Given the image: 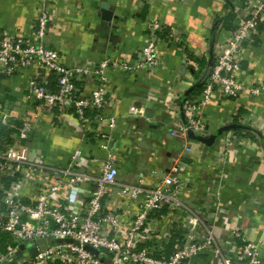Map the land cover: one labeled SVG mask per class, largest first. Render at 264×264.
<instances>
[{"label":"crops","instance_id":"1","mask_svg":"<svg viewBox=\"0 0 264 264\" xmlns=\"http://www.w3.org/2000/svg\"><path fill=\"white\" fill-rule=\"evenodd\" d=\"M243 1L48 2L50 21L44 41L58 50L69 66L96 64L103 57L137 62L139 50L149 38L148 25L153 22L161 25L156 42L158 64L153 74L145 68L136 72L120 69L109 72L106 113L119 117L111 141L117 157L118 180L151 185V173L167 168L173 154L186 143L187 139L169 133L175 112L181 108L186 91L187 98L201 92V83L220 47L238 24ZM102 4L113 13L109 21L101 19ZM38 12L39 0H0V28L12 35L29 36ZM236 78L247 87L264 85V18L245 45ZM90 86V81L84 82L80 94H88ZM25 87V75L0 78V102L12 105L16 116L25 111L24 104H15L22 101ZM130 105L145 106L144 117L128 116ZM197 115L203 128L194 133V138H188L191 150L180 160V176L184 181L180 200L197 211L199 220L193 222L184 213H177V217L164 211L152 214L146 230L152 233L155 227L158 238L149 243L192 242L202 235L203 221L215 231L217 243L232 250L229 243L236 242L229 232L240 227L249 239L258 242L264 264V89L258 96L243 92L236 98L223 97L216 90ZM76 124L72 114L54 110L43 121V129L31 136L32 154L40 155L47 164L65 165L72 151L81 147L86 164L93 165L94 158L104 153L95 143L81 138ZM205 139L212 142L206 143ZM108 199L114 201L108 208L125 222L137 212L113 187ZM173 220L174 231L170 238L164 239ZM196 264L208 262L203 257Z\"/></svg>","mask_w":264,"mask_h":264},{"label":"built area","instance_id":"2","mask_svg":"<svg viewBox=\"0 0 264 264\" xmlns=\"http://www.w3.org/2000/svg\"><path fill=\"white\" fill-rule=\"evenodd\" d=\"M49 1L39 0L29 36L12 35L0 28V78L26 77L22 101L15 102L24 104L22 115L16 116L12 105L0 102V128L11 130L10 139L0 143V264H196L203 257L208 264H263L258 242L240 227L229 232L236 242L229 243L233 253L217 243L215 231L203 221L200 238L185 244L149 243L158 238L157 231L155 227L152 233L146 229L150 216L163 211L199 220L197 211L180 200L184 185L180 160L191 150L187 131L202 130L197 112L214 91L236 98L243 92L258 96L264 89L263 84L247 87L236 78L245 45L264 18V0L243 1L238 24L220 47L201 92L181 104L185 123L179 118L180 109L175 112L169 133L187 139L186 143L173 154L167 168L151 173L153 183L148 186L118 180L111 141L119 117L106 113L108 82L110 70L115 69L136 72L145 68L153 74L161 25H148L149 38L140 48L137 62L103 57L96 64L69 66L44 41ZM86 81L91 82L89 93L81 95ZM54 110L72 114L81 138L102 150L104 155L94 158L93 165L86 164L81 147L72 151L65 165L47 164L40 155L32 154L31 136L43 129V121ZM127 115L144 117L145 106L130 105ZM229 138L227 135L226 141ZM112 187L137 209L126 222L108 208L114 203L108 199ZM175 222L168 224L164 239L171 237Z\"/></svg>","mask_w":264,"mask_h":264},{"label":"water","instance_id":"3","mask_svg":"<svg viewBox=\"0 0 264 264\" xmlns=\"http://www.w3.org/2000/svg\"><path fill=\"white\" fill-rule=\"evenodd\" d=\"M100 13H101V19L102 20H104V21L111 20V17H112L113 13H112V11L110 9L107 8V5L102 4L101 9H100ZM187 97H188V91L185 92L182 103L187 99ZM180 117H181L182 121L185 123V118H184V113L182 111V108H180ZM229 127L236 128V127H238V125H230ZM187 137L188 138H194L195 137V134H194V132L191 129H189L187 131ZM196 138L203 139V138H201L199 136H196ZM204 141L206 143H211L212 139H205ZM31 252L33 254H35L36 250L32 249ZM1 264H5V263H1Z\"/></svg>","mask_w":264,"mask_h":264},{"label":"trees","instance_id":"4","mask_svg":"<svg viewBox=\"0 0 264 264\" xmlns=\"http://www.w3.org/2000/svg\"><path fill=\"white\" fill-rule=\"evenodd\" d=\"M208 75V74H207ZM206 75V76H207ZM206 78V77H205ZM203 82V81H202ZM202 84V83H201ZM200 90L202 89V85L200 86L199 88ZM199 91V90H198ZM189 97H191V95H189ZM11 130H5L3 128H0V143H5L7 142L10 137H9V133H10Z\"/></svg>","mask_w":264,"mask_h":264}]
</instances>
